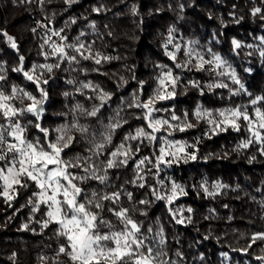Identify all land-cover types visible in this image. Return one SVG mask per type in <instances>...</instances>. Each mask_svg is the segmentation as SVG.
<instances>
[{"label":"trees","instance_id":"trees-1","mask_svg":"<svg viewBox=\"0 0 264 264\" xmlns=\"http://www.w3.org/2000/svg\"><path fill=\"white\" fill-rule=\"evenodd\" d=\"M56 31L67 38L63 44L76 43L79 37L80 42L91 45L92 55L100 58L101 63L96 64L94 59L84 60L66 49L77 55L78 64L70 66L62 62L50 73L39 67L32 73L34 65L58 62L57 57L50 55L51 44L60 38L53 35ZM170 35L172 43L168 44ZM9 36L16 48L11 47ZM262 38L264 0H76L71 5L65 0H43L42 3L40 0H0V68L5 76V80L0 81V91L7 94L15 86L39 99L36 83L27 80L23 71L33 74L34 79L39 77L40 88L47 92L44 111L38 119L31 113L20 118L21 124L27 125L29 139L43 137L36 124L49 131L50 139H55L54 130L62 125L78 120L81 125L99 130L101 122L109 123L119 111L126 123L115 130L112 144L106 146L99 157L103 161L137 128L151 131L142 117V109L129 105L137 95L142 101L152 95L157 77L161 75L160 66H167L165 70L171 68L173 75L180 77L175 97L157 102L156 107L166 111L156 112L154 117L170 118L174 111L183 120L187 112L188 122L193 127L182 132L172 131L169 137L188 145L187 154H194L196 159L160 165L157 175L152 164L159 155V139L152 144L147 140L143 143L129 141L134 156L128 165L108 170L110 187L105 190H123L125 195L120 198V206L129 209V215L142 223L145 235H152L147 232L148 227L154 231L163 228L167 255L162 259L169 264H264L257 259L264 256V241L258 240L248 247L253 234L264 232L262 145L254 142L246 149L238 147L249 137L243 121H240V131L229 127L213 133L207 120H197L194 115L198 106L213 113L214 117L220 110L241 105H247L250 114L255 107L264 110V101L256 106L250 104L256 97H264ZM234 40L241 47L235 48ZM190 41L198 42L195 46L198 50L211 49L226 61L246 91L233 96L228 88L208 90L209 83L223 82L233 90L239 85L228 77L197 71L195 67L191 70L176 68V63L183 64L187 59L184 51ZM176 45L181 51L173 61L167 52H173ZM46 54L49 55L46 57ZM18 67L23 71H14ZM44 80L48 83L44 84ZM69 80L74 83L69 84ZM192 81H198L201 87H193ZM84 83H91L97 90L77 91ZM66 92L69 95L65 96ZM101 92L109 93L111 98L96 117H88L76 108L79 104L85 111H91L100 104L96 97ZM14 103L21 106L19 101ZM30 103L25 99V106ZM168 131L165 127L156 135L159 138ZM71 134L77 140L65 150L64 158L89 155L88 142L81 139L78 132ZM137 145L139 152H136ZM144 157L152 164L143 166L140 173L143 180L132 183L136 180L135 163ZM159 180H163L168 189L172 182L181 185L186 194L178 195L170 204L157 200L153 189H160ZM205 182L210 191L211 185L216 183L226 187L215 196H207L201 188ZM139 183L145 187H138ZM80 186L89 193L102 187L92 180ZM33 191L37 189L29 181L27 188L14 186V190L9 191L10 199L0 195V264H57V261L72 264L67 256H57L59 246L65 243L63 237L56 235L57 226L50 224L42 228L47 219L45 206L41 204L40 209L33 212V204L29 203ZM161 192L163 194V190ZM126 193H131L132 198L128 199ZM141 200L147 203H139ZM104 215L115 222L111 214ZM179 219L184 222L177 223Z\"/></svg>","mask_w":264,"mask_h":264},{"label":"snow or ice","instance_id":"snow-or-ice-1","mask_svg":"<svg viewBox=\"0 0 264 264\" xmlns=\"http://www.w3.org/2000/svg\"><path fill=\"white\" fill-rule=\"evenodd\" d=\"M40 2L42 3L43 0ZM75 2L76 0H65V3L69 5ZM255 11L259 12L260 10L256 9ZM133 12L135 13V9ZM53 35L60 37L62 41L67 39L60 36L59 31L53 32ZM8 40L11 47L16 48L13 38L9 36ZM44 43L47 44L48 40H45ZM171 43L170 35L168 44ZM197 43V41L189 42L184 51L187 59L183 64L176 63V68L191 70L195 67L197 71H209L218 77H228L234 84L239 85V88L233 90L223 82L209 83L206 86L208 90L228 88L229 93L233 96L246 91L235 71L230 70L231 66L227 65L226 61L212 52L211 49H208L207 52L198 50L195 47ZM262 43H264V38H262ZM233 45L235 48L241 47L239 42L235 40ZM174 47L176 50L167 52V55L171 60L176 61V53L180 52L181 49L178 45ZM248 47L252 46L249 45ZM165 48H167V44ZM66 49L79 54V57L84 60L94 59L96 64L101 63L100 58H95L92 55L91 45L86 46L77 37L76 43L57 44L53 42L50 55L57 57L58 62L54 65H34L32 73L38 67L44 68L50 73L54 67L59 68L62 62H67L70 66L74 63L78 64L77 55L70 54ZM47 55L49 54H46V57ZM96 56L99 54L97 53ZM206 56L209 58L206 59ZM260 56L264 57V50L260 51ZM20 59L23 61V57ZM102 59L106 60L108 57ZM160 67L161 75L157 77V87L153 90L152 95L146 101L140 100L137 95L133 104L129 105V107L135 106L142 109V117L146 121L147 128L151 131H146L144 127L137 128L134 134L130 133L125 136L124 141L115 146L114 150H111L103 161H100L99 157L104 154L106 146L112 144L115 130L126 123L120 117L119 111L110 118L109 123L102 124L101 122L99 130L81 125L78 120L62 125L54 130L57 133L55 139H50L49 131L36 124L35 127L43 133V137L29 139L26 135L27 125L21 124L20 118L26 113H31L38 119L44 111L43 104L47 99V92L40 88L39 77L34 79L33 74L23 71L22 67L14 69L17 72L23 71L27 80L36 83L40 91L39 99L15 86L7 94L0 91V121H2L0 122V188L3 189L0 195L10 199L9 191L14 190V186L19 185L22 188H27L28 182H33L37 191H33L32 197L29 199V203L33 204L32 210L36 212L40 209L41 204L45 206L44 215L47 219L42 223V228H48L50 224L57 226L56 235L65 240V243L59 246L57 256H67L72 264H169L168 261L162 259L167 255L164 251L166 241L163 228L154 231L152 227H148L147 232L152 235H145L142 231V223L137 222L129 215V209L120 206V198L125 195L123 190H105L110 187L108 185V170L128 165L129 160L134 156L133 150L128 144L129 141L143 143L144 140H147L149 144H152L159 139L161 142L158 149L159 155L155 156L154 164L148 157L136 161V180L132 183L144 179L140 173L143 172V166L146 163L152 164V167L156 169V174L159 175L160 165H171L180 160L196 159L194 154L185 153V148L188 145L167 138L172 134V131L182 132L193 127L188 122V113H184L183 120L177 117L174 111L170 118L154 117V113L166 111L157 108L156 104L159 101L173 99L175 88L180 80L179 76L173 75L171 68L165 70L167 66ZM4 80L3 69L0 68V81ZM43 83L47 84L48 81L44 80ZM68 83L73 84L74 81L69 80ZM140 83L142 89L143 84ZM191 85L196 88L201 87L198 81H192ZM89 88H92L93 91L97 90L93 88L91 83H84L77 91ZM64 95L67 96L69 93L66 92ZM96 98L99 99L100 104L94 106L91 111H85L79 104L76 105V108L88 117H96L100 108L111 96L109 93L101 92ZM25 99L31 103L25 106ZM15 101H19L21 106L17 107ZM261 101H264V97H256L250 101V104L256 106ZM194 115L197 120H207V123L212 126L210 131L213 133L226 131L229 127L235 131H240V121H243L249 137L242 141L238 147L246 149L254 142L259 143L262 145L261 153L264 154V110L260 107H255L251 114L247 105L226 108L218 111L214 117L213 113L201 110L198 106ZM171 121H179V123L173 124ZM165 127L169 130L167 135L158 138L156 133ZM73 131L78 132L80 138L88 142L90 145L88 148L89 155L65 159V150L70 149L77 140V137L71 134ZM136 152H139V145L136 147ZM89 180L97 181L102 187L92 190L91 193L87 192L80 185ZM158 184L160 189H153V194L157 200H165L170 204L178 195L186 194L184 188L175 182L171 183L170 189L167 188L163 180H159ZM138 187L143 188L145 185L139 183ZM224 187L226 186L216 183L211 185L212 190L210 191L206 182L201 185L204 194L207 196L217 195L220 189ZM161 190H163V194ZM126 195L128 199L132 198L131 193H126ZM33 200L36 202L33 203ZM139 203L145 204L147 202L141 200ZM261 204L264 205V201H261ZM188 211L191 212L192 210L188 209ZM105 213L111 214L115 218V222L106 219ZM176 222L183 223L184 220L179 219ZM24 227L27 228V225ZM258 240L264 241V232L253 234L248 247H252V244ZM257 259L264 261V256H258ZM57 264L60 262L57 261Z\"/></svg>","mask_w":264,"mask_h":264},{"label":"rangeland","instance_id":"rangeland-1","mask_svg":"<svg viewBox=\"0 0 264 264\" xmlns=\"http://www.w3.org/2000/svg\"><path fill=\"white\" fill-rule=\"evenodd\" d=\"M55 43H57V44H63V42H62V40L60 39V38H58V40L57 41H55ZM176 49L174 48V51H175ZM176 54H178V52L176 53ZM170 90V89H169ZM162 130V129H161ZM166 132V131H165ZM167 135V134H166ZM161 136V135H160ZM162 136H165V135H162ZM169 140H171V141H174V140H172L169 136L167 137ZM185 153H187V148H185Z\"/></svg>","mask_w":264,"mask_h":264}]
</instances>
